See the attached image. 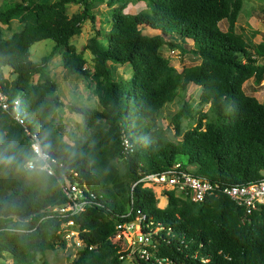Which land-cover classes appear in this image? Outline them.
<instances>
[{
  "label": "trees",
  "instance_id": "16d2710c",
  "mask_svg": "<svg viewBox=\"0 0 264 264\" xmlns=\"http://www.w3.org/2000/svg\"><path fill=\"white\" fill-rule=\"evenodd\" d=\"M104 1L15 0L0 8L1 24L20 25L9 37L0 28V91L10 103L18 98L21 117L15 120L11 105L0 108V258L8 255L6 264H52L38 256L65 247L58 231L70 217L54 210L66 202L65 176L84 186L93 201L71 217L82 245L69 264H123L124 253L109 238L118 223L138 214L161 228L152 237L155 258L172 264H264V205L246 214L223 193L196 203L164 191L167 204L160 208L153 191L137 183L145 173L176 164L221 186L262 178L264 101L247 95L243 84L264 80V40L250 45L236 31L243 0H148L149 10L136 14L123 12L124 0H106L111 27L96 29L83 47L92 56L90 71L70 39L86 20L94 22V8ZM70 3L82 9L68 16ZM222 20L225 31L218 25ZM46 39L54 42L51 51L31 61V45ZM186 43L193 44L187 52L198 63L177 71L162 49L185 54ZM60 48L63 69L94 83L99 106L68 105L81 117V134L71 143L55 116L64 103L48 67ZM111 64L130 65L131 78H116ZM187 85L200 87L198 108L184 101L172 115L179 138L174 141L155 119ZM183 119L193 122L185 132ZM33 136L52 174L26 167L35 156ZM153 261L137 258L134 264Z\"/></svg>",
  "mask_w": 264,
  "mask_h": 264
},
{
  "label": "rangeland",
  "instance_id": "374dc122",
  "mask_svg": "<svg viewBox=\"0 0 264 264\" xmlns=\"http://www.w3.org/2000/svg\"><path fill=\"white\" fill-rule=\"evenodd\" d=\"M15 0H0V8L6 9L12 5ZM106 1V0H105ZM103 3H97L94 8L95 18L94 22L91 23L86 20L81 27L80 34L72 37L70 43L73 44L78 52H82L86 60V67L93 70V60L89 51L83 50L84 45L88 39L94 35L96 29H102L104 31L109 30L111 27V17L109 8ZM125 7L124 13L136 14L141 11H148V0H124ZM82 9L81 6L70 3L67 5V14L71 16L74 13L79 12ZM219 28L223 31L227 28V21L222 20L219 22ZM0 28L3 30L6 37H9L12 33L19 31L20 25L17 21H12L8 26L0 23ZM236 31L240 33L250 45L264 40V0H243L242 9L239 13L236 22ZM167 39V35H164ZM105 43V41H102ZM54 46V42L50 39L41 40L35 42L29 48V59L33 62H39L40 59L47 55ZM186 49L185 54H181L178 49L170 50L167 47L162 49L163 55H165L170 63L175 67L177 71H181L183 67H188L197 64L198 61L192 53H189L190 49H194L193 44L186 43L183 45ZM60 48L56 55L49 61V70L51 76L57 84V94L64 103V107L58 109L55 116L59 122V125L64 133V139L68 142H72L73 138L78 137L80 133V122L81 117L78 114L71 113L68 110L69 104H75L80 107H92L99 108L97 98L94 93V83L82 78L81 76L70 75L62 66V57ZM112 73L116 78H122L129 80L131 78L132 70L130 65H115L111 64ZM3 75L6 78L11 79L10 69L7 67L3 68ZM38 75H34V82L37 80ZM243 89L247 95L257 98L260 102L264 101V80L259 83L249 79L243 84ZM200 94V87L196 85H187L185 89L178 88L176 98L166 104L159 110L156 116V124L164 130L165 135L176 141L179 138L174 137V128L172 123V115L178 110L180 105L187 101L189 106L196 110L198 108V98ZM208 106L203 108V111L207 110ZM23 112V107H21ZM193 125L191 119L181 121L182 132H185L189 127ZM156 191V190H155ZM165 191V190H164ZM162 191V196H159L153 191L155 197H157V206L166 200ZM157 192V191H156ZM127 243V241H125ZM78 246L74 242L65 243V247L56 246L52 250L45 252L44 256H38L41 260H45L52 264H69L73 258ZM123 264H134L132 256L125 257L122 259ZM11 259L8 255L0 258V264L10 263Z\"/></svg>",
  "mask_w": 264,
  "mask_h": 264
},
{
  "label": "built area",
  "instance_id": "2783aa9c",
  "mask_svg": "<svg viewBox=\"0 0 264 264\" xmlns=\"http://www.w3.org/2000/svg\"><path fill=\"white\" fill-rule=\"evenodd\" d=\"M10 105L14 110L15 120L21 122L18 98L10 103L8 96L0 91V108L6 110ZM37 144L41 147L39 140L36 136H33L32 150L33 146ZM123 145L125 149L129 147L126 139H123ZM45 155L48 160V155L46 153ZM47 165L45 171L48 174H52L48 162ZM137 183H141L143 187L151 189L158 197L162 196V191L164 190L174 191L178 197L196 203L202 202L206 196L223 193L238 206L244 208L246 214H250L264 205V174H262V178L256 183L221 186L218 183H213L190 174L181 169L179 164H176L167 171L145 173ZM82 187L84 188V186ZM83 188L63 176L61 189L66 197V202L63 203V206L58 205L54 208L59 214L70 217L67 221L60 224L58 233L61 236V240L64 243L74 242L78 246L77 248L81 247L82 242L78 238V230L72 228L75 222L71 217L81 214L87 206L93 203L89 197L91 196L90 193L85 195L87 191ZM152 225V221L146 222V217L142 214H138L135 218L120 222L116 225L115 233L109 240L124 253L119 256L121 260L125 257L132 256L134 261L138 258L139 260L148 262L153 258L154 264H172L171 260L167 257H153L151 250L155 249V244H153L152 237L157 235L161 231V228L159 226L153 227Z\"/></svg>",
  "mask_w": 264,
  "mask_h": 264
},
{
  "label": "clouds",
  "instance_id": "9594fccd",
  "mask_svg": "<svg viewBox=\"0 0 264 264\" xmlns=\"http://www.w3.org/2000/svg\"><path fill=\"white\" fill-rule=\"evenodd\" d=\"M33 151L35 156L28 162L27 168L29 170L45 171L48 165L44 150L37 144L33 146Z\"/></svg>",
  "mask_w": 264,
  "mask_h": 264
},
{
  "label": "crops",
  "instance_id": "0c3cea01",
  "mask_svg": "<svg viewBox=\"0 0 264 264\" xmlns=\"http://www.w3.org/2000/svg\"><path fill=\"white\" fill-rule=\"evenodd\" d=\"M166 204H167V199L165 201H163L161 204L159 203V206H162L161 208H164L166 206Z\"/></svg>",
  "mask_w": 264,
  "mask_h": 264
},
{
  "label": "water",
  "instance_id": "95a60500",
  "mask_svg": "<svg viewBox=\"0 0 264 264\" xmlns=\"http://www.w3.org/2000/svg\"><path fill=\"white\" fill-rule=\"evenodd\" d=\"M64 204H60L59 206H63Z\"/></svg>",
  "mask_w": 264,
  "mask_h": 264
}]
</instances>
